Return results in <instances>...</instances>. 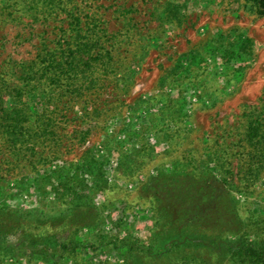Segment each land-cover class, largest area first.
Segmentation results:
<instances>
[{"label": "rangeland", "instance_id": "1", "mask_svg": "<svg viewBox=\"0 0 264 264\" xmlns=\"http://www.w3.org/2000/svg\"><path fill=\"white\" fill-rule=\"evenodd\" d=\"M254 120L246 0H0V264H247L208 245L264 246ZM192 172L223 186L215 211L164 194ZM180 232L207 246L150 255Z\"/></svg>", "mask_w": 264, "mask_h": 264}, {"label": "trees", "instance_id": "2", "mask_svg": "<svg viewBox=\"0 0 264 264\" xmlns=\"http://www.w3.org/2000/svg\"><path fill=\"white\" fill-rule=\"evenodd\" d=\"M247 4L252 7L253 11L258 13L259 15H264V0H246ZM252 41L247 37L240 38V50H244L245 47L248 49V44H251ZM83 43L80 42L78 45H82ZM75 58V57H74ZM72 58V59H74ZM89 59H91L89 57ZM63 69V68H61ZM258 123L259 127H255L252 124ZM249 126L256 131V136L260 139L257 140L255 143L258 142V147L255 146L257 149H261L262 153H264V122L260 123L258 120H254L249 122ZM182 177L178 178L174 177V180L177 179L174 185L170 184L168 187L163 188V192L165 195L169 197H174L175 200L179 203L187 204L193 201H199L202 203V200L205 202L203 206L208 207L211 211H215L219 204L224 200V188L220 184L218 180H215L212 176L207 174L206 176L189 173V175H183ZM182 178L185 179L184 182H179ZM173 180V179H172ZM200 219L198 222H204L203 218L199 217ZM183 234V235H181ZM191 237L185 236L184 233H179L176 238L172 236L170 233L169 236L164 237L161 241L155 246L152 247L154 252H152L151 256H160L164 255L166 252L170 253L171 250L175 247H182L183 245L186 246V241L189 240L191 244L196 243L195 245L200 247L204 244L201 240L198 242H193ZM172 241L169 246L167 243ZM215 246H209L210 249H214L216 251L226 252L231 255H235L238 258H241L247 264H264V246L256 245L255 243L251 242L250 240L245 239L244 237L236 238V240H218L213 241ZM205 247L207 245H204Z\"/></svg>", "mask_w": 264, "mask_h": 264}]
</instances>
